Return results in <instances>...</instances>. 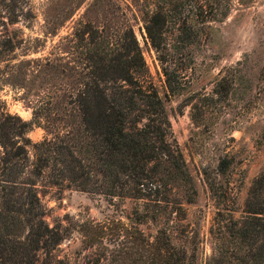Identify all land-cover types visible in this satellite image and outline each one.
Segmentation results:
<instances>
[{
  "label": "trees",
  "instance_id": "obj_1",
  "mask_svg": "<svg viewBox=\"0 0 264 264\" xmlns=\"http://www.w3.org/2000/svg\"><path fill=\"white\" fill-rule=\"evenodd\" d=\"M217 1L137 4L144 37L163 76L162 98L122 5L116 0H90L77 21L80 28L73 32L85 69L79 86L68 88L66 95H47L32 107L28 121L0 114V264H53L54 249L71 230L46 222L40 199L45 187L99 195L109 204L116 201V207L131 201L125 215L131 229L121 225L124 233L116 232L112 239L122 260L137 255L145 256L148 264H197V234L184 236L188 251L170 235L172 225L186 230L180 223L185 218L183 204L194 202L196 188L170 135L164 101L185 88L183 75L174 66L177 55L203 25L216 19ZM91 10L97 21L85 18ZM14 21L15 17L9 19ZM0 45L12 50L14 44L3 37ZM49 67L56 70L52 62ZM33 125L44 131L34 142L26 136ZM228 165L222 157L216 173L223 174ZM205 180L215 211L209 229L211 252L203 264H264V172L252 179L237 217L232 214L233 201L225 205L226 188L206 176ZM146 222L155 225L151 238L138 227ZM107 225L86 219L73 229L83 248H94L101 244Z\"/></svg>",
  "mask_w": 264,
  "mask_h": 264
},
{
  "label": "rangeland",
  "instance_id": "obj_2",
  "mask_svg": "<svg viewBox=\"0 0 264 264\" xmlns=\"http://www.w3.org/2000/svg\"><path fill=\"white\" fill-rule=\"evenodd\" d=\"M75 1L0 0V39L9 37L14 44L12 50L0 45V114L28 121L32 107L47 95H66L68 88L79 86L80 72L85 69L73 32L80 28L77 21L90 0ZM116 1L126 13L150 78L163 98L160 65L144 37L137 12V4L143 0ZM217 2L216 19L203 25L194 41L177 55L174 66L183 75L185 88L164 101L170 135L196 188L194 202L183 204L185 218L180 223L186 230L172 225L170 235L173 243L188 251L184 236L197 234V264L210 255L209 229L215 211L205 176L226 188L225 205L232 200V214L237 217L252 179L264 172V0ZM66 10L69 12L64 14ZM14 17L16 21L10 23ZM85 18L97 21V13L91 10ZM166 31H171L170 25ZM51 62L56 70L49 67ZM43 135L42 128L35 125L26 133L32 142ZM222 157L229 165L219 175L216 165ZM40 199L46 208V222L71 230L54 249L53 264H91L98 258L97 264H148L145 256L122 260L112 244L114 233L123 232L121 225L131 229L125 218L133 206L131 201L124 200L116 207V201L109 204L102 196L56 187H45ZM86 219L108 222L97 247L83 248L73 229ZM138 227L148 238L155 234L150 222Z\"/></svg>",
  "mask_w": 264,
  "mask_h": 264
}]
</instances>
